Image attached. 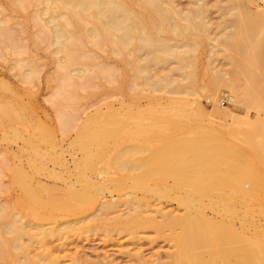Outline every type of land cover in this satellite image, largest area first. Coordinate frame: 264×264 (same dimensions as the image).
I'll list each match as a JSON object with an SVG mask.
<instances>
[{
  "label": "bare ground",
  "instance_id": "1",
  "mask_svg": "<svg viewBox=\"0 0 264 264\" xmlns=\"http://www.w3.org/2000/svg\"><path fill=\"white\" fill-rule=\"evenodd\" d=\"M235 1L254 3L257 12L261 11L260 3L264 4V0ZM190 2L197 10L184 14L186 28L181 29L176 22L181 14L172 12L176 9L175 0L42 1V13L48 17L45 24L51 27L54 53L62 55L60 58L67 62L68 41L72 36L66 28H78L86 21L94 26L90 31L91 38L114 37L123 49L134 43V53L145 52V58L138 57L144 62L139 71L144 86L151 89L150 98L154 105L141 114V134L153 143L155 150L148 157V164L143 163L140 169L156 179L168 175L176 182L170 188L161 183L154 187L143 185L140 187L143 189L142 196H139L133 192L139 185H124L111 178L110 183L101 186L103 190L110 189V201L101 202L95 193L100 188L80 174L78 182L81 190L69 187L65 193L68 200L57 198L53 191H50L51 199L38 200L46 211L43 216L34 215L33 220L40 222L38 225H33L32 220L24 222V218L18 215L8 218L0 210V256L6 261L11 264H52L56 258L49 247L50 239L61 241L64 230L70 229L72 224L94 222L106 231L110 227V230L130 234L138 229H153L157 235L166 236L173 243L165 261L161 258L149 261L141 253L129 255L127 252L130 264H264V224L261 221L264 216V185L257 172L244 165L233 168L234 160L226 157L229 148L222 136L196 134L167 143V132L183 129L196 121L225 119L237 125L238 130L245 131L255 130L256 126L248 115L240 117L218 105L207 113L199 100L191 101L195 86L191 79L195 73L188 56L197 45L187 42L181 46L173 45L161 36L169 30L174 34L179 32L180 38H185V33L206 35L208 21L204 10L206 4L203 5L206 0ZM132 6L155 15L158 22L152 20L150 25L145 24L143 19L148 14L135 13ZM54 11L56 16L52 15ZM238 24L241 26L237 44L241 52L239 75L244 85L235 89L228 80H223L220 73L212 71L207 91L209 98H216L222 94L221 88L227 87L232 94L229 97L232 105L250 109L256 102L251 93L260 78L257 69L261 67L260 55L253 45L256 40L264 39V11L253 16L242 10ZM256 26L263 27L257 31L249 29ZM242 27L248 28L243 30ZM152 65L159 68L163 65L155 76H151L149 71ZM23 78L32 79L33 72L26 71ZM1 86L3 88L0 89L7 90L6 85ZM15 97L12 95L10 102L7 98V101L0 99V107L5 111L0 114L6 115L0 117V131H9L14 124L26 130L32 129L33 133L24 139L34 155L29 157L28 162L33 168L43 167L45 158L40 155L41 147L53 142L52 135L34 116L27 114L26 106L18 96ZM125 126L123 117L113 116L110 108L105 113H96L79 130L73 141L75 144H71L76 145L74 147L83 155L76 167L93 171L98 163L103 162L108 167L127 169L132 154L120 144L125 136ZM13 136L15 139L24 138L18 130L13 132ZM111 149L115 150L112 154ZM232 170L236 174H232ZM17 176L18 185L26 189L25 180L29 176ZM33 197L36 195L33 194ZM165 201L174 203L182 214L167 211ZM98 204L97 211L88 215L89 209ZM122 211L126 212L125 215L121 214ZM68 218L72 220L68 221ZM108 264L116 263L110 260Z\"/></svg>",
  "mask_w": 264,
  "mask_h": 264
},
{
  "label": "rangeland",
  "instance_id": "2",
  "mask_svg": "<svg viewBox=\"0 0 264 264\" xmlns=\"http://www.w3.org/2000/svg\"><path fill=\"white\" fill-rule=\"evenodd\" d=\"M42 1L0 0V88H3L2 84L7 87V90L0 89V99H8L10 102L14 98L12 95H16L15 98L18 96L24 107L26 106L27 114L34 116V119L45 126L53 141L44 144L41 151L39 150L46 160L42 161L43 167L36 169L29 165L28 161L34 155L32 149L24 142V139L33 133L32 129L26 130L23 126L14 124L13 129L0 131L2 214L8 218L18 215L24 218V222L32 220L33 225H38L40 222L33 220L34 215L46 214L38 200L51 199L50 191H53L57 198L68 200L65 193L69 187L81 190L78 182L80 174L100 188V191L95 193L101 202L110 201V189L103 190L101 186L110 183L111 178L124 185H139V188L135 187L133 191L139 196H142L143 189L140 187L143 185L154 187L161 183L167 188L172 187L176 182L174 178L166 175L162 179H156L140 169L143 163L148 164L147 159L155 150L153 143H149L141 134V114L154 105L150 98L151 89L144 86L139 71L144 62L138 57L145 58V52L134 53V43L123 49L114 37L108 38L104 35L98 36L100 39L91 38L89 35L94 26L86 21L78 28H66L73 38L68 41L70 49L67 50V62L60 58L62 55L54 53L55 48L50 37L51 27L45 24L48 17L42 13ZM26 4L27 7H24ZM175 4L176 9L172 12L181 14L176 22L181 29H185L184 14H192L197 8L190 0H175ZM205 4L207 36L203 33H185V38H180L179 32L174 34L171 30L161 36L173 45L181 46L183 42L197 45L188 56L195 73L191 79L195 83L191 101L199 100L207 113H211L218 105L240 117L248 115L251 122L256 124L255 130H238L237 125L226 122L225 119H209L205 122L189 123L180 130H168L167 143L187 139L196 134L222 136L229 148L226 157L234 160L233 168L242 165L248 167L257 172L264 185V39L256 40L253 45L257 47L260 55L261 67L256 68L260 78L251 93L256 102L250 109L232 105L229 100L232 94L227 87L221 88L222 94L216 98H209L207 91L208 77L212 71L220 73L223 80H228L235 89L244 85L239 75L241 52L237 44L241 26L238 24V18L242 10L250 12L253 16L263 12L264 4L260 3L261 11L258 12L256 4L247 1L239 3L235 0H206L203 5ZM131 8L135 13L150 15L144 17L145 24L150 25L152 20L158 22L155 15L144 9L138 6ZM52 15L56 16L57 12ZM261 27L263 26L249 29L257 31ZM166 28L170 29L168 25ZM246 28L248 27H242L243 30ZM160 68L152 65L149 69L151 76H155ZM26 71L33 72L32 79L23 78ZM0 108V113L4 114V109ZM108 108L113 116L123 117L125 121V136L120 144L132 154V158L127 162L129 167L123 171L115 166L108 167L103 162L98 163L93 171L76 167L83 155L75 148L76 145L74 147L71 144H75L73 141L79 130L89 119L96 113L107 112ZM3 114H0V117ZM201 126L203 128H200ZM16 130L22 134L23 140L14 138L13 132ZM114 151L111 149L110 153ZM231 173L236 174L233 170ZM20 174L29 176L25 180L26 189L17 183L16 178L18 179L17 175ZM33 194L36 197H33ZM164 206L167 211L176 215L182 214L174 203L166 202ZM99 207V204L91 207L87 214L95 213ZM41 210L45 213L42 214ZM125 213L122 211L121 214ZM261 221L264 224V216ZM70 227L64 230L61 241L57 238L50 239L49 247L56 258L52 264H108L110 260L116 264H130L129 255L136 253H141L149 261L157 258L165 261L173 246L166 236L157 235L153 229H138L130 234L126 231L110 230V227L106 231L94 222L72 224ZM8 261L0 256V264H11Z\"/></svg>",
  "mask_w": 264,
  "mask_h": 264
}]
</instances>
